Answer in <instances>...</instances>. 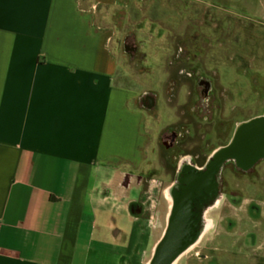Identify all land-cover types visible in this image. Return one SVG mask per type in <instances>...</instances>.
<instances>
[{
	"label": "crops",
	"instance_id": "obj_1",
	"mask_svg": "<svg viewBox=\"0 0 264 264\" xmlns=\"http://www.w3.org/2000/svg\"><path fill=\"white\" fill-rule=\"evenodd\" d=\"M95 19L81 0H0V264H150L171 224L175 181L149 175L152 108L117 83L112 32ZM262 164L264 153L218 166L201 191L214 201L192 206L205 229L183 264H264Z\"/></svg>",
	"mask_w": 264,
	"mask_h": 264
},
{
	"label": "rangeland",
	"instance_id": "obj_2",
	"mask_svg": "<svg viewBox=\"0 0 264 264\" xmlns=\"http://www.w3.org/2000/svg\"><path fill=\"white\" fill-rule=\"evenodd\" d=\"M81 5L93 7L96 24L112 32L111 49L121 66L117 83L155 96L149 175L162 185L177 182L184 156L201 155L202 165L231 142L239 123L264 113V0H126L119 6L81 0ZM202 77L213 85L206 111L200 108ZM170 132L178 137L167 148ZM259 167L264 170V164ZM223 169L227 185H233L231 164ZM145 192L134 184L129 195L148 200ZM120 224L136 240L138 229L129 217L120 215ZM249 227L241 223L236 237ZM198 229H205L203 215ZM182 257L176 264H183Z\"/></svg>",
	"mask_w": 264,
	"mask_h": 264
},
{
	"label": "water",
	"instance_id": "obj_3",
	"mask_svg": "<svg viewBox=\"0 0 264 264\" xmlns=\"http://www.w3.org/2000/svg\"><path fill=\"white\" fill-rule=\"evenodd\" d=\"M263 153L264 119H260L249 122L240 128L234 144L223 149L219 154L217 167L231 155L238 157L242 164H247ZM175 191L176 209L171 220V233L161 247L155 264H169L175 254L200 232L196 210L192 209L197 195L194 191H191L190 194L184 192L182 187Z\"/></svg>",
	"mask_w": 264,
	"mask_h": 264
},
{
	"label": "flooded vegetation",
	"instance_id": "obj_4",
	"mask_svg": "<svg viewBox=\"0 0 264 264\" xmlns=\"http://www.w3.org/2000/svg\"><path fill=\"white\" fill-rule=\"evenodd\" d=\"M198 88H199V95H200V100H201V107L200 108L202 110L206 111L209 109V104L207 102L210 100V95H211L212 89H213L211 79L206 78V77L200 78L198 80ZM142 101L145 105L150 106V108H154V106L156 104L155 96L151 93L144 94L142 96ZM177 137H178V134L176 132H170L164 140V145L167 148L174 146ZM230 143L227 144L225 147L229 146ZM221 149L222 148L217 149L212 154H210L209 156H206L205 158H203V166L200 167V169L196 168L194 163H197V161L201 157V155H195V156L186 155L182 159L183 173L180 176L182 179V183H181L180 187L183 188L184 192L186 191L189 194L191 191L199 192L197 194V196L201 200H206L205 203H202V204L209 205L210 203H212L214 201V197L203 195V194H201V191L204 190L203 189L204 186L207 187V190L208 189L211 190V183L208 181V179L210 181L212 180L213 173L218 168L217 167V161H218L219 154L221 153ZM175 192H176L175 189L172 188L171 189V196L173 197V207L176 208V200H175L176 199V197H175L176 193ZM169 198H170V196H169ZM201 202H203V201H201ZM171 220H172V218H171ZM203 231H204V229L199 232L196 240H198L200 238V236L203 234ZM170 233H171V224H170L168 237H169ZM187 247L188 246L185 245L177 252L176 255H177L178 259L187 250ZM154 257H155V255H154Z\"/></svg>",
	"mask_w": 264,
	"mask_h": 264
},
{
	"label": "trees",
	"instance_id": "obj_5",
	"mask_svg": "<svg viewBox=\"0 0 264 264\" xmlns=\"http://www.w3.org/2000/svg\"><path fill=\"white\" fill-rule=\"evenodd\" d=\"M260 119H264V116L255 117V118H253V119H250V120H248V121H245V122L241 123V124L239 125V127L237 128V131H236V133H235V135H234V137H233V139H232L230 145L227 146V147H225V148H223V149H226V148H228V147H231V146L234 144L235 139H236L237 134H238V131L240 130V128H241L242 126H244L245 124H247V123H249V122L256 121V120H260ZM221 151H222V150H221ZM218 154H219V153H218ZM230 158H232V157H230ZM181 175H182V173L179 174V178L177 179V182L174 184L173 189H178V188H180V185H181V183H182V179H181V177H180ZM175 209H176V208L173 207V212H174ZM202 215H203V210H199V211H198V214H197V216H198V220H199V224H200V222H201ZM198 226H199V225H198ZM169 229H170V225H169V227H168V230H167V232H166V234H165L163 240L160 242V245L163 244V242L167 239V237H168V233H169ZM197 236H198V234H197L196 236H194L193 239H191V241H189L186 245L189 246L190 243H192L194 240H196Z\"/></svg>",
	"mask_w": 264,
	"mask_h": 264
},
{
	"label": "bare ground",
	"instance_id": "obj_6",
	"mask_svg": "<svg viewBox=\"0 0 264 264\" xmlns=\"http://www.w3.org/2000/svg\"><path fill=\"white\" fill-rule=\"evenodd\" d=\"M167 240V239H166ZM165 240V241H166ZM165 241L163 242V244L165 243ZM163 244H159L156 248V252H155V257L152 259V261L150 262V264H155L157 258H158V255H159V252L161 250V247L163 246ZM177 254V253H176ZM175 254V256L171 259L170 263L169 264H176L177 260H178V257L177 255Z\"/></svg>",
	"mask_w": 264,
	"mask_h": 264
}]
</instances>
